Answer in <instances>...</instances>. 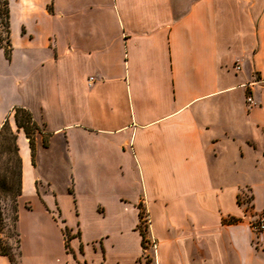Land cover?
Here are the masks:
<instances>
[{
  "label": "crops",
  "instance_id": "obj_1",
  "mask_svg": "<svg viewBox=\"0 0 264 264\" xmlns=\"http://www.w3.org/2000/svg\"><path fill=\"white\" fill-rule=\"evenodd\" d=\"M9 30L0 125L41 129L33 163L17 131L22 264H143L138 206L155 264H264V0H9ZM43 137L65 219L35 186Z\"/></svg>",
  "mask_w": 264,
  "mask_h": 264
},
{
  "label": "trees",
  "instance_id": "obj_2",
  "mask_svg": "<svg viewBox=\"0 0 264 264\" xmlns=\"http://www.w3.org/2000/svg\"><path fill=\"white\" fill-rule=\"evenodd\" d=\"M0 50L5 59L11 56L9 30V0H0ZM16 130L13 131L6 118L0 125V256L8 258L10 264H22L20 234L18 231V201L21 197L22 165L17 145V131L21 130L27 139L31 163L35 151V138L41 129L33 120L31 113L22 107L11 110ZM43 146L48 145V138L43 137ZM137 230L141 236V246L146 241V225L143 224V213L138 206ZM65 247L67 248L69 235L63 229Z\"/></svg>",
  "mask_w": 264,
  "mask_h": 264
},
{
  "label": "rangeland",
  "instance_id": "obj_3",
  "mask_svg": "<svg viewBox=\"0 0 264 264\" xmlns=\"http://www.w3.org/2000/svg\"><path fill=\"white\" fill-rule=\"evenodd\" d=\"M13 23H12V30L13 33H15V30L17 29V25L18 22L16 20V12H17V7L16 4L13 3ZM12 52L14 53L15 59H14V64L13 66H11L9 68L10 73L12 72H16L17 69V49H13L12 45H11V54ZM5 57L3 55V51L0 50V71H2L3 73L6 72V67L7 64L4 61ZM11 59V56H10ZM10 59L7 60L5 59L7 62H10ZM32 65H35L34 60H32ZM19 150L21 152L22 148L24 147L21 140H19L17 142ZM44 146H43V140H42V144H40L38 151H37V155L39 157V160L41 161V169L35 173L36 176V189L37 192L39 194V196H42V194L46 193L49 191V194L46 193V195L49 196H53L54 200H56L57 202V206L59 207L60 211H61V207H62V218L65 219L64 217V213L66 214L67 209L69 210V206H70V201L69 198L67 197L68 195H73V187H72V179L68 177L67 173L64 171V169H62L61 164L56 161V157L54 158L50 153L48 152H44L43 150ZM35 154V151H34ZM60 195V203L59 200L57 198V196ZM129 196H131V194H128ZM134 196V194H133ZM249 198H250V194L248 193L247 190L243 189L242 190V194H241V199H243V202H249ZM34 204H36L35 201H31V205L32 207L34 206ZM249 205V204H248ZM26 208H29V204L26 203L25 204ZM141 207V206H140ZM142 209V213H143V218L145 219V217H148L147 213L145 212V210L141 207ZM53 212L55 213L56 211L53 210ZM264 214V212H262L261 214L258 215V217L260 215ZM142 218V222L144 225H146V241L144 244V251H143V264H155L154 262V252L155 250H153L150 246H149V241H151V237L149 236V225H150V220H149V224L147 225L146 223H144V219ZM56 219H58V221L61 223V218L58 215V213L56 212ZM257 219V218H256ZM125 225H131V223L133 222V217L130 215H128L126 217V221H125ZM111 227V226H110ZM105 228H109V226H105ZM147 243V245H146Z\"/></svg>",
  "mask_w": 264,
  "mask_h": 264
},
{
  "label": "built area",
  "instance_id": "obj_4",
  "mask_svg": "<svg viewBox=\"0 0 264 264\" xmlns=\"http://www.w3.org/2000/svg\"><path fill=\"white\" fill-rule=\"evenodd\" d=\"M236 69H238V68H236ZM246 102L248 104L251 103V98L247 97ZM144 223H146L147 225L149 224V217H145ZM249 227H250L251 231L254 232V233H264V214H262L259 217H257L256 220L251 221L249 223ZM149 246L153 250H155L156 246H155V243L152 240L149 241Z\"/></svg>",
  "mask_w": 264,
  "mask_h": 264
}]
</instances>
